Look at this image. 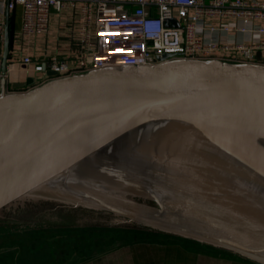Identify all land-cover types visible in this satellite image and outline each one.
Listing matches in <instances>:
<instances>
[{"label": "water", "instance_id": "95a60500", "mask_svg": "<svg viewBox=\"0 0 264 264\" xmlns=\"http://www.w3.org/2000/svg\"><path fill=\"white\" fill-rule=\"evenodd\" d=\"M9 27L7 12L3 73ZM257 61L47 71L12 93L3 81L0 214L27 199L82 205L264 264L261 52Z\"/></svg>", "mask_w": 264, "mask_h": 264}, {"label": "built area", "instance_id": "2783aa9c", "mask_svg": "<svg viewBox=\"0 0 264 264\" xmlns=\"http://www.w3.org/2000/svg\"><path fill=\"white\" fill-rule=\"evenodd\" d=\"M17 8L20 29L8 61L21 55L33 79L174 60L254 64L264 53V0H0V92L3 81L7 92L20 91L9 85L10 64L2 72L6 14ZM32 42L43 45L46 60L25 53Z\"/></svg>", "mask_w": 264, "mask_h": 264}, {"label": "rangeland", "instance_id": "374dc122", "mask_svg": "<svg viewBox=\"0 0 264 264\" xmlns=\"http://www.w3.org/2000/svg\"><path fill=\"white\" fill-rule=\"evenodd\" d=\"M10 66L11 83L14 79L18 83L28 79L27 69L20 62H10ZM2 225H11L14 231L10 234L0 231V264H92L98 258L96 263L102 261L118 247L137 243L178 244L206 255L261 264L197 240L148 228L105 210L55 200L27 199L12 206L0 214Z\"/></svg>", "mask_w": 264, "mask_h": 264}, {"label": "crops", "instance_id": "0c3cea01", "mask_svg": "<svg viewBox=\"0 0 264 264\" xmlns=\"http://www.w3.org/2000/svg\"><path fill=\"white\" fill-rule=\"evenodd\" d=\"M15 17V32H17L20 29L21 23L20 8H17L15 10ZM34 45L35 43L32 42L30 45L25 46V53H30V55L34 59H36V56H38L40 60H46L45 58H43V54H41V52H43V49H45L43 45ZM60 47L62 49H68L67 39H63L60 41ZM20 59L21 55L19 57H13L9 59L8 64H10V62L11 64H13L15 61L19 64ZM262 59H264V53ZM23 69H27L28 76L29 72L31 74L33 73L31 67H23ZM33 75L35 77L33 86L40 85L49 78L45 73H34ZM17 83V80L14 79L12 83L10 82L9 85L11 87H14ZM31 87L32 86H29L27 88L30 89ZM98 260L99 258L93 260L92 264H247L239 260L224 259L222 257L213 256L211 254L206 255L204 252H201L199 250H192L178 244L155 243H137L118 247L114 252H111L108 255L104 256V258H102V261L96 263Z\"/></svg>", "mask_w": 264, "mask_h": 264}, {"label": "trees", "instance_id": "16d2710c", "mask_svg": "<svg viewBox=\"0 0 264 264\" xmlns=\"http://www.w3.org/2000/svg\"><path fill=\"white\" fill-rule=\"evenodd\" d=\"M15 31H16V17H15V11H14L11 18H10V27H9L10 49L13 48V38H14ZM0 231L8 232L10 234V232L14 231V228L11 225H2V226H0Z\"/></svg>", "mask_w": 264, "mask_h": 264}, {"label": "snow or ice", "instance_id": "6c2138e0", "mask_svg": "<svg viewBox=\"0 0 264 264\" xmlns=\"http://www.w3.org/2000/svg\"><path fill=\"white\" fill-rule=\"evenodd\" d=\"M117 51H121V50L118 49Z\"/></svg>", "mask_w": 264, "mask_h": 264}, {"label": "flooded vegetation", "instance_id": "af4514ba", "mask_svg": "<svg viewBox=\"0 0 264 264\" xmlns=\"http://www.w3.org/2000/svg\"><path fill=\"white\" fill-rule=\"evenodd\" d=\"M16 89H18V88H16Z\"/></svg>", "mask_w": 264, "mask_h": 264}]
</instances>
